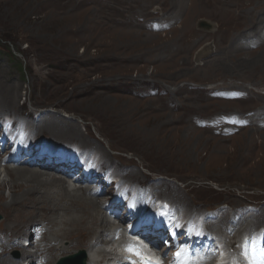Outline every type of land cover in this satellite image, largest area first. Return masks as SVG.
Wrapping results in <instances>:
<instances>
[{
    "label": "rangeland",
    "instance_id": "rangeland-1",
    "mask_svg": "<svg viewBox=\"0 0 264 264\" xmlns=\"http://www.w3.org/2000/svg\"><path fill=\"white\" fill-rule=\"evenodd\" d=\"M244 26L220 20L200 0H0V105L7 107L0 124L13 122V142L55 140L86 155L98 146L97 171L86 180L102 191L98 203L121 191L118 201L131 197L137 206L161 199L201 241L216 234L232 251L244 232L264 228V24ZM47 120L77 133L56 137L42 129ZM1 164L0 181H9ZM105 174L134 183L111 188ZM68 182L70 191L78 186L73 176ZM209 212L215 219L207 225ZM46 215L45 237H57L48 245L65 255L75 243ZM233 217L245 219L238 234L226 230ZM14 222L0 210V237L24 234L27 226L14 230ZM32 226L31 246L8 248L0 263L28 264L21 258L43 245ZM95 249L102 260L98 250L111 245Z\"/></svg>",
    "mask_w": 264,
    "mask_h": 264
},
{
    "label": "bare ground",
    "instance_id": "bare-ground-1",
    "mask_svg": "<svg viewBox=\"0 0 264 264\" xmlns=\"http://www.w3.org/2000/svg\"><path fill=\"white\" fill-rule=\"evenodd\" d=\"M200 1H202V3H205L206 6H211L212 12H215V14L218 16L220 20L233 22L235 24L238 23L240 25H245V26L247 25L249 26L251 24H257V23H259L260 25L264 24V12H262L264 11V0H200ZM245 5L246 7H248V9L244 7ZM244 10H246V12H244ZM2 105H0V110L4 111L7 107L6 105L4 106ZM45 119L56 121L55 117H49ZM51 121H48L43 126L42 129L43 130L45 129L47 132H49L50 134L56 137L66 138L70 133H72V131L77 133V130L75 129L74 126L71 125L63 126L58 124V122L57 125H55ZM12 125L13 122L11 124V128H13ZM34 126L35 125L33 124L32 125L29 124L27 128L32 129ZM33 135L34 133L33 134L31 133V135L27 137L32 138ZM26 139L28 140V138ZM54 143H57L55 142V140H53V143L51 142V144L57 145ZM62 146H68V145H62ZM91 148L92 151H87L86 149H84L85 151L88 152V155H90V157L95 152H99V151L102 152V150L98 146H96L95 148L94 147ZM107 157L108 156L106 154L102 153L101 160H105L106 162H109L110 160H108ZM1 163L3 164V166H5L4 172L6 173V176L9 177V181H0V210L3 211L6 210L8 214L12 212L15 221L14 230L27 226L23 230V233L28 237L31 236L32 238V234H31L32 232L28 228H30V226L32 225H35L34 227L35 228L37 227L36 228L37 232L35 234L39 233V238H40V243L38 244L43 243V245L41 244V248L38 249L35 254H31L28 252L26 253V255H24V257L21 258V260H23L24 262H28V264H35L32 259L34 258L35 255L38 256V259L39 258L44 259V262L41 264H50L51 262L57 260L58 258L60 259L63 258V256L65 257L66 254L72 255V253H74L75 250L81 247L82 248L81 250L86 252V264H101V260L99 261L98 259L95 258V251H97L95 248L100 247V245H104L105 247L110 245L109 239L105 240L103 239V236H105L106 239L108 238V236L110 237V233L112 230L111 226L113 225L112 221L115 220L114 216L106 217L105 215H103V211H105V209L108 210L111 209L115 204H110L109 201L106 202L105 198H104L105 202L103 201L102 203H98L97 201L98 198L96 197H98V195L102 193V191L98 189V186L94 185V187L93 186L91 187L90 186L91 184L86 181L88 179L79 177L77 175L78 172H76L73 173V175L77 176L76 184L78 186H75L76 189L73 188V191H70L68 189L69 187L67 186V184H69L68 182L69 176H66L65 173L61 172L60 170L57 171H59L62 174V176L58 177V174L56 175L55 169L52 168L42 169L41 167H38L37 161L32 162L31 165L29 163L20 161L18 158L9 161V159L7 158L0 157V164ZM9 163H11L13 166H19L23 164L24 166L22 167H27V168L16 167L13 169H9L10 168L8 167ZM120 182H121V186L125 185L124 186L125 188H128L126 186L131 187L133 185L132 183H134L131 180L124 179V177L123 179L121 178ZM6 187H8V192H9L7 198H5L4 196V190ZM118 187L120 188V185H118ZM103 194H105V192H103ZM25 209H29V211L24 212ZM39 214L42 216L41 223L35 222L36 220H34ZM46 214L51 216L50 219H48L49 224L53 227H61L62 236H67L72 243H75V245L72 246V248L68 246L66 248L64 247L63 250H61L63 251L61 252V254L65 253V255H60V254L57 255V250L55 245L54 244H51L50 246L48 245V243L51 242L50 240L48 241V239H54V238L57 239V237L54 238L48 237V239L46 238L47 236L45 237L44 229L41 226H43L42 222H46L45 219V217H47ZM230 214L232 215V213ZM233 214L235 215L237 214L236 210ZM231 219H233L231 220V222L229 221L226 222L228 224V228L226 227L225 228L226 230L231 229V233L238 234L240 227L244 223L245 219L243 218L242 220H237L234 217ZM223 222L224 219L222 221V224L223 226H225ZM239 237H241V235ZM90 239L93 240V243L89 241ZM16 242L17 240L8 241L4 236L0 237V256L8 248H10L11 250L12 247L17 246L18 242L17 243ZM84 242L87 243L85 244ZM76 243H78V245ZM106 252L107 251L104 249L103 250L99 249L97 253L99 255L105 254L103 255L104 258H102V260H105L107 264H110L109 262H112L114 258L112 257L113 254L109 258H106V255H108L109 253L107 252L106 254ZM51 259L53 261H51ZM7 261H8L7 259L5 260L2 259L0 264H7Z\"/></svg>",
    "mask_w": 264,
    "mask_h": 264
},
{
    "label": "water",
    "instance_id": "water-1",
    "mask_svg": "<svg viewBox=\"0 0 264 264\" xmlns=\"http://www.w3.org/2000/svg\"><path fill=\"white\" fill-rule=\"evenodd\" d=\"M198 27L202 30L210 31L212 25L206 21H200ZM58 264H86V253L81 250L72 255L61 258Z\"/></svg>",
    "mask_w": 264,
    "mask_h": 264
},
{
    "label": "snow or ice",
    "instance_id": "snow-or-ice-1",
    "mask_svg": "<svg viewBox=\"0 0 264 264\" xmlns=\"http://www.w3.org/2000/svg\"><path fill=\"white\" fill-rule=\"evenodd\" d=\"M127 251L129 252H132L134 255H137V256H140V253L138 250L134 249V247L130 246L128 249H126ZM183 251V250H182ZM250 251H253L254 252V248H250ZM179 255V253L177 254ZM142 264H151L150 261H145V260H142ZM250 264H256L255 260H252L250 262Z\"/></svg>",
    "mask_w": 264,
    "mask_h": 264
}]
</instances>
